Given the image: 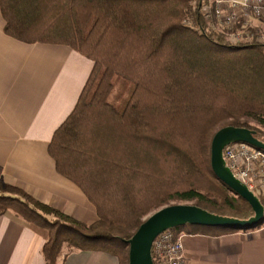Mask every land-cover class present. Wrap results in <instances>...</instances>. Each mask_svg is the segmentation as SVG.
Masks as SVG:
<instances>
[{"label": "trees", "instance_id": "16d2710c", "mask_svg": "<svg viewBox=\"0 0 264 264\" xmlns=\"http://www.w3.org/2000/svg\"><path fill=\"white\" fill-rule=\"evenodd\" d=\"M192 1L0 0L8 36L65 45L94 63L48 151L58 173L95 207L97 221L86 225L0 180V216L12 211L48 231L46 264H58L65 249L128 264V241L173 202L224 218L254 217L215 175L211 148L225 127L250 129L264 142V41L232 44L207 27ZM118 80L131 86L120 106L111 100ZM255 229L174 228L212 236Z\"/></svg>", "mask_w": 264, "mask_h": 264}, {"label": "crops", "instance_id": "0c3cea01", "mask_svg": "<svg viewBox=\"0 0 264 264\" xmlns=\"http://www.w3.org/2000/svg\"><path fill=\"white\" fill-rule=\"evenodd\" d=\"M0 10V180L86 224L95 207L49 154L55 131L74 110L94 63L65 45L27 44L4 32ZM186 264H264V226L220 236L187 233ZM48 231L9 211L0 216V264H46ZM58 264H120L100 251L64 250Z\"/></svg>", "mask_w": 264, "mask_h": 264}, {"label": "built area", "instance_id": "2783aa9c", "mask_svg": "<svg viewBox=\"0 0 264 264\" xmlns=\"http://www.w3.org/2000/svg\"><path fill=\"white\" fill-rule=\"evenodd\" d=\"M193 9L203 14L207 27L226 32L232 44L264 41L253 22L264 21V0H194ZM223 158L233 176L251 192L264 196V152L246 143L225 147ZM258 192V193H257ZM183 232L168 229L153 242L154 264H186Z\"/></svg>", "mask_w": 264, "mask_h": 264}, {"label": "water", "instance_id": "95a60500", "mask_svg": "<svg viewBox=\"0 0 264 264\" xmlns=\"http://www.w3.org/2000/svg\"><path fill=\"white\" fill-rule=\"evenodd\" d=\"M256 132L246 128L225 127L213 138L211 148L212 169L217 178L252 207L255 215L249 220L224 218L208 213L191 204L163 207L145 218L134 236L128 241V264H154L152 247L155 239L164 231L178 227L199 226L210 228L255 229L264 223V206L257 195L237 180L226 166L223 151L232 143H246L264 152V142Z\"/></svg>", "mask_w": 264, "mask_h": 264}, {"label": "rangeland", "instance_id": "374dc122", "mask_svg": "<svg viewBox=\"0 0 264 264\" xmlns=\"http://www.w3.org/2000/svg\"><path fill=\"white\" fill-rule=\"evenodd\" d=\"M183 24H190L189 22H183ZM253 30H255L254 32L257 33L258 35H261L264 37V21H255L253 22ZM214 32L216 33H219V34H226V32H220V31H216L214 30ZM130 90H131V86L128 85L125 81L123 80H118L117 81V86L116 88L114 89L113 91V94H112V97H111V100L117 105V106H120L122 105L128 98L129 96V93H130ZM242 122H248L250 123L253 127L255 128H259L261 129L262 127L254 120H251V119H247V118H244V119H241ZM264 130V129H263ZM261 139H264V136H262ZM258 193V192H257ZM258 196H261L262 200L264 201V196L260 195L258 193ZM260 199V198H259ZM192 202H189L188 204H191ZM173 204H180V203H177V202H173ZM154 213V212H153ZM152 214V213H151ZM50 219H53L52 217H50ZM184 230H188V228H183ZM190 229V228H189ZM191 230V229H190Z\"/></svg>", "mask_w": 264, "mask_h": 264}]
</instances>
